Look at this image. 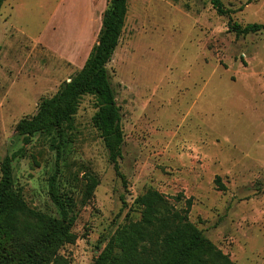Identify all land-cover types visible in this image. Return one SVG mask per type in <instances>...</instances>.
Segmentation results:
<instances>
[{
	"label": "rangeland",
	"instance_id": "1",
	"mask_svg": "<svg viewBox=\"0 0 264 264\" xmlns=\"http://www.w3.org/2000/svg\"><path fill=\"white\" fill-rule=\"evenodd\" d=\"M107 2L2 4L0 163L17 152L15 188L29 207L58 217L48 195L56 173L74 202L75 239L59 249L71 264H91L118 226L137 220L134 199L148 188L178 208L190 199L189 220L235 264H264V29H228L229 19L264 24V0H222L227 15L208 0H127L106 65L120 108L124 183L93 125V95L79 99L63 142L37 132L24 144L16 134V123L82 67ZM86 172L99 184L81 203Z\"/></svg>",
	"mask_w": 264,
	"mask_h": 264
},
{
	"label": "trees",
	"instance_id": "2",
	"mask_svg": "<svg viewBox=\"0 0 264 264\" xmlns=\"http://www.w3.org/2000/svg\"><path fill=\"white\" fill-rule=\"evenodd\" d=\"M208 1L217 14H228L222 0ZM3 2L0 0V8ZM126 12L127 0H108L95 43L82 67L53 95L42 98L32 116L22 117L15 125L24 144L37 132L63 142L66 130L73 128L79 99L85 94L93 95L97 104L93 125L123 183L118 167L123 141L120 108L106 65L118 44ZM228 29L236 35H246L264 29V24L242 25L229 19ZM59 147L56 142L57 153ZM16 156L17 152L6 155L0 163V264H71L59 249L75 239L73 198L60 190L54 173L48 178V195L59 216L29 207L13 184L11 162ZM216 182L222 187L219 177ZM98 184L94 173H85L81 203L88 201ZM134 202L140 209L139 218L118 226L91 264H235L189 220L190 199L178 208L165 194L148 188Z\"/></svg>",
	"mask_w": 264,
	"mask_h": 264
},
{
	"label": "crops",
	"instance_id": "3",
	"mask_svg": "<svg viewBox=\"0 0 264 264\" xmlns=\"http://www.w3.org/2000/svg\"><path fill=\"white\" fill-rule=\"evenodd\" d=\"M5 1V0H4ZM4 3V2H3Z\"/></svg>",
	"mask_w": 264,
	"mask_h": 264
},
{
	"label": "water",
	"instance_id": "4",
	"mask_svg": "<svg viewBox=\"0 0 264 264\" xmlns=\"http://www.w3.org/2000/svg\"><path fill=\"white\" fill-rule=\"evenodd\" d=\"M69 80V79H68Z\"/></svg>",
	"mask_w": 264,
	"mask_h": 264
}]
</instances>
